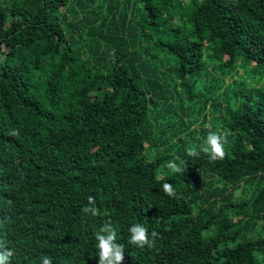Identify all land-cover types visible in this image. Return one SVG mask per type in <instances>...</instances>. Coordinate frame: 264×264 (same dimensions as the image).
<instances>
[{
    "label": "trees",
    "instance_id": "16d2710c",
    "mask_svg": "<svg viewBox=\"0 0 264 264\" xmlns=\"http://www.w3.org/2000/svg\"><path fill=\"white\" fill-rule=\"evenodd\" d=\"M105 222L123 264H264V0H0V250L97 264Z\"/></svg>",
    "mask_w": 264,
    "mask_h": 264
},
{
    "label": "clouds",
    "instance_id": "9594fccd",
    "mask_svg": "<svg viewBox=\"0 0 264 264\" xmlns=\"http://www.w3.org/2000/svg\"><path fill=\"white\" fill-rule=\"evenodd\" d=\"M206 128L211 129L210 125H205ZM11 136H18V130H13L9 133ZM227 134L221 135L218 132L209 130L205 140L204 146L197 151L195 148L187 149L188 157H197L200 152L208 155L211 161L223 159L225 156L224 143L226 142ZM169 168L173 173H184L186 169V162L181 160L180 164L175 162L169 164ZM165 195L172 197L174 195V188L172 184L165 183L162 185ZM83 213L91 214L92 216L99 215V210L95 206V198L88 197V204L82 209ZM129 243L140 248L147 246L152 248L155 246L156 239L159 234L152 231L149 235L148 229L140 223L132 224L129 229ZM116 230L110 222H105L100 227L99 233L96 235L97 240L96 249L98 252L97 264H123L124 261V245L116 242ZM14 255L13 251L7 248L0 250V264H9L10 258ZM41 264H52L50 256H43Z\"/></svg>",
    "mask_w": 264,
    "mask_h": 264
}]
</instances>
